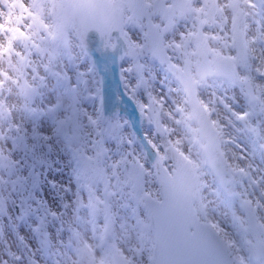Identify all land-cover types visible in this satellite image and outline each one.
<instances>
[{
    "label": "snow or ice",
    "instance_id": "obj_1",
    "mask_svg": "<svg viewBox=\"0 0 264 264\" xmlns=\"http://www.w3.org/2000/svg\"><path fill=\"white\" fill-rule=\"evenodd\" d=\"M75 7L72 0H0V36L5 41L0 44V61L6 58L13 71L23 77L27 58L17 51V44L25 50L30 44L39 49L37 39L55 40L64 31L69 12ZM144 7L162 10L161 18L166 21L163 31L159 23H152L149 14V29L155 30L161 44L165 41L163 33L175 27L177 15L193 21L192 29L180 32L178 40L166 45L185 56L183 66L171 63L168 57V68L177 81L182 100L173 102L176 115L165 111L161 100L150 93L151 104H139L142 115L146 109L153 111L151 105L157 106L149 122L165 138L158 144L146 137L153 153L151 160L147 152L142 158L136 155L134 141L125 137L119 120L110 121L118 134L104 139L101 133L96 143L102 144L105 152L113 151L108 146L110 141H115L116 147L127 144L128 148L111 164L110 171L104 169L106 175L96 191L89 189L87 200L81 197V205L73 208L72 215L90 226L105 252L97 259L94 246L85 243L81 254H87L88 264H264V175L253 176L264 170L251 162L241 165L240 160H248L244 154L233 153L230 162L224 151L226 143H236L234 139H225L226 128L235 126L233 120L254 136L260 135V121L252 123V110L237 111L224 97H220L219 105L228 115L221 116L216 101L208 102L201 96V89L209 79L239 82L246 86L244 94L249 105L259 102L264 111V83L256 82L250 75L254 71L264 78V47L256 55L257 45L264 46V0H226L223 4L220 0H172L171 3L147 0ZM249 19L256 25L255 35H249L252 31ZM214 28L218 31H212ZM78 31L79 43L86 49L88 30L85 27ZM149 34L146 32L145 36ZM99 39L114 53L123 43L124 50L118 57L126 60L128 67L122 69V74L137 73L135 85L126 84V88L133 95L146 88V66L133 59L136 50L144 45L133 41L123 30L115 42L104 31H100ZM193 43L195 48L189 52ZM12 56L18 58L19 66L12 65ZM191 56L198 59L193 61ZM159 63H164L163 58ZM12 79L7 71L0 69V88ZM15 83L19 84L20 80L15 79ZM81 83L87 89V80ZM68 86L75 93L79 85L68 77ZM23 87L27 91L26 81ZM100 92V86L87 89V99L97 100ZM59 105L58 100L50 108ZM165 117L175 127H169ZM85 119L99 126L108 118L100 107L95 117L86 115ZM237 147L244 152L242 146ZM260 149L264 151V143ZM249 155L254 158L255 154ZM121 165L125 166L126 179L121 178ZM110 178H115L116 184ZM244 179L248 180L247 187ZM237 185L241 191L236 190ZM69 207L65 205V210ZM82 212L86 215H81ZM64 215L65 212L48 210L46 216L37 219L34 230L39 231L43 226L44 236L50 238L48 216L61 220ZM253 234L261 239L253 242L250 238Z\"/></svg>",
    "mask_w": 264,
    "mask_h": 264
},
{
    "label": "rangeland",
    "instance_id": "obj_2",
    "mask_svg": "<svg viewBox=\"0 0 264 264\" xmlns=\"http://www.w3.org/2000/svg\"><path fill=\"white\" fill-rule=\"evenodd\" d=\"M171 2L172 0H168V3ZM225 2L226 0H220L221 4ZM118 5L126 8L124 0H120ZM154 21L164 28V23L159 17L154 16ZM249 24L252 27L249 35H255L256 25L251 19ZM192 26L191 19L185 20L177 15L175 27L165 33V45L178 40L179 33L192 29ZM212 31L218 29L214 28ZM145 32L144 22L142 29L133 25L125 26V33L130 34L133 41L143 45ZM41 35L45 34L42 32ZM4 42L0 36V44ZM36 43L40 45L39 49L30 44L29 49L25 50L17 44V51L27 58V63L22 69V78L33 87L34 93L31 96L23 94L16 85L15 79L19 77L9 66L7 59L0 61V69L7 71L14 78L4 82L0 88V155L12 167V175L8 176L0 166V198L4 204L0 207V264H88L87 254L82 255L80 251L85 243L94 246L97 259L105 252L90 226L72 215L73 208L81 205V197L87 200L89 189L96 191L97 185L103 183V177L106 175L104 169L110 171L111 164L128 148L127 144L116 147L115 141H110L108 146L113 151L105 152L103 145L96 142L101 139V133L104 139L118 134V130L112 128L110 121L119 120L123 124L125 137L134 141V151L142 158L144 152H147L141 142L142 136L145 139H153L158 144H162L165 138L157 134L149 122V117L154 115L157 106L151 105L153 111L146 109L142 115L139 104H151L148 98L150 93L161 100L165 111L176 115L173 102H180L182 93L177 91V81L166 66L159 65L151 57L141 58L140 49H137L134 61L146 66L147 87L133 95L130 89L126 88V84L134 86L137 74L135 71L122 74V69L128 67L126 60L122 61L121 66L123 88L134 103L136 116L132 109L124 107V102L120 99L109 114L104 113L108 119L101 121L99 126L92 125L85 116L95 117L96 109H103L105 105L101 74L84 53L76 34L70 31L67 37L60 34L55 40L37 39ZM261 47L264 46L257 45V56L260 55ZM166 49L172 62L181 66L177 50L173 47ZM193 50V46L188 49L189 52ZM191 59L195 61L198 58L191 56ZM251 63L256 65L255 60ZM12 65L19 66L16 56H12ZM80 73L84 75L81 76ZM250 75L256 82L264 83V78L254 71ZM68 77H71L72 83L79 85L75 93L69 90ZM84 80L88 82L87 89L100 86L101 92L97 100L87 99V89L81 83ZM245 89L246 86L239 82L232 84L226 80L209 79L207 86L201 89V96L208 102L215 100L217 107H220V97H224L237 111H253L251 121L254 124L260 121V135L254 136L233 120L235 126L229 125L226 128L225 139H234L236 143H226L224 151L228 154L230 162H233V153L244 154L248 156V160H240L241 165L251 162L264 170V151L260 149V144L264 143V111H261L262 105L259 102L253 106L249 105L244 94ZM213 93L216 95L213 96ZM232 97L236 99L233 100ZM58 100L59 107L51 109L50 105ZM78 100L80 103H77ZM84 109L87 110L86 113ZM220 113L221 116L228 115L222 107ZM164 122L169 127H175L166 117ZM65 135L69 140L65 139ZM237 145L242 146L243 153ZM250 153L255 154L254 158ZM171 163L169 161V165ZM120 174L122 179L128 178L124 165H121ZM259 175H264V171L253 173V176ZM110 179L113 185L116 184L115 178ZM13 180L21 182L18 193L14 192L11 185ZM243 184L247 187L248 180L244 179ZM236 190L242 189L237 185ZM18 198H23L20 209L16 208V205L20 204ZM68 204L70 207L65 210V205ZM25 209L27 212L22 214ZM18 210L20 213L17 214ZM48 210L65 212L61 220L48 216L46 222L50 238L44 236L43 226L39 231L34 230L37 219L46 216ZM81 215L86 213L82 212ZM250 238L253 242L261 239L258 234H253Z\"/></svg>",
    "mask_w": 264,
    "mask_h": 264
},
{
    "label": "water",
    "instance_id": "obj_3",
    "mask_svg": "<svg viewBox=\"0 0 264 264\" xmlns=\"http://www.w3.org/2000/svg\"><path fill=\"white\" fill-rule=\"evenodd\" d=\"M124 1L127 6V11L129 12V15H127L126 17L125 9L116 5L119 0H72V3H74L76 7L70 10L66 27L61 35L63 37H67L69 31L72 30L75 32L78 38V30H83L85 27L87 28L89 37L87 41V48L85 49L84 47H81L84 50V53L92 61L94 67L101 74L102 92L105 100V113L109 114L110 111H112L116 103L120 100V95L124 99V106L130 107L134 115L136 116L134 103L128 96H126V93L122 87L123 79L120 69L122 60L119 59L118 54L119 52L124 50V45L123 43H120V46L116 53L112 52L110 48H105L104 42L99 39L100 31H104L107 34L111 35L115 42L116 39L120 37L121 30L125 32V24L129 26L135 25L138 29H141L142 22H145V26L147 28L146 32H150V34L146 37V32L144 33V48L141 49L139 55L142 58H148L150 56L156 59L158 62L161 58H163L164 63L159 64L161 66H166L167 68L169 64L168 57H170V55L167 49L164 50L166 47L165 41L164 44H161L158 37L154 34L155 30L150 31L149 29V14H151L152 23H155L153 20L154 14L161 18L162 10L159 8H145V0ZM163 22L164 25H166V21L163 20ZM171 30L172 29H169L168 31ZM161 31H163L162 27ZM163 34L165 36V33ZM191 45H193L195 48L194 43ZM178 56L182 64L181 66H183L185 60L183 53L178 51ZM135 57L133 59H135ZM171 63H173L172 60ZM171 75L174 77L172 72ZM19 80L20 83H16V85L19 87L23 94L31 96L34 93L33 87L29 83H27L28 88L26 91L23 87L25 85V80L22 77H19ZM246 131L252 133L248 130ZM142 137V144L146 148L148 157L151 160L153 156L152 150L149 147L144 136ZM65 138L69 140L66 135ZM0 166L4 169L7 175H12V167L1 155ZM12 187L14 188L15 192H19L21 188V182L19 180H13ZM18 200L20 204H17L16 208L20 209L22 200L21 198H19ZM1 202L2 201L0 200V207L3 206ZM19 211L20 210L17 211V214L19 213Z\"/></svg>",
    "mask_w": 264,
    "mask_h": 264
},
{
    "label": "bare ground",
    "instance_id": "obj_4",
    "mask_svg": "<svg viewBox=\"0 0 264 264\" xmlns=\"http://www.w3.org/2000/svg\"><path fill=\"white\" fill-rule=\"evenodd\" d=\"M0 200H1V198H0ZM2 203V202H1ZM3 204V203H2ZM3 206H4V204H3Z\"/></svg>",
    "mask_w": 264,
    "mask_h": 264
}]
</instances>
